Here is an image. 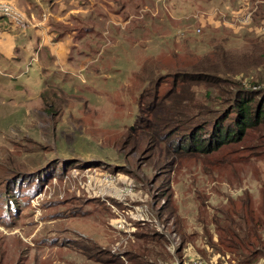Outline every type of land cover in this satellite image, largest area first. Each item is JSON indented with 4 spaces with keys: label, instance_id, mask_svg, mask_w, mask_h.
I'll return each instance as SVG.
<instances>
[{
    "label": "rangeland",
    "instance_id": "rangeland-1",
    "mask_svg": "<svg viewBox=\"0 0 264 264\" xmlns=\"http://www.w3.org/2000/svg\"><path fill=\"white\" fill-rule=\"evenodd\" d=\"M32 1L41 2L27 3ZM0 4L29 25L23 9L8 0ZM242 4L251 7L249 0H144L142 11L149 14L140 11L142 26L127 31L116 22L119 31L103 46V59L90 52L82 66L83 56L73 51L69 70L63 60L43 67L45 61L27 47L32 48L34 34L20 37L18 68L4 57L0 62V264H186L191 259L218 264L212 246L224 245L226 236L218 229L228 228L236 216L247 220L250 205L264 197V153L250 147L256 134L220 153L171 162L158 154L147 159L137 134L133 148L122 147V140L136 126L139 94L151 80L207 62L220 76L246 72L241 62L216 55L264 49V17L241 25L249 14ZM80 7L68 12L78 18L70 26L79 19L108 24L96 23L102 17L92 4ZM33 16L29 20L39 26ZM168 86L160 83L159 94ZM259 88L264 86L252 87ZM52 105L58 112L49 109ZM42 169V177L53 173L43 184L34 176L20 182L18 174ZM16 176L11 197L4 195ZM110 199L125 204L115 206ZM254 212L256 220L261 214ZM174 225L185 243L176 258L181 241ZM150 232L166 238V250L148 240ZM86 246L108 255L93 253L89 259ZM112 258L122 263L109 262Z\"/></svg>",
    "mask_w": 264,
    "mask_h": 264
},
{
    "label": "trees",
    "instance_id": "trees-1",
    "mask_svg": "<svg viewBox=\"0 0 264 264\" xmlns=\"http://www.w3.org/2000/svg\"><path fill=\"white\" fill-rule=\"evenodd\" d=\"M85 1L79 0L78 2L85 6ZM99 1L96 0L94 3L97 9L100 7ZM101 1L111 7L114 14L120 15L117 21L121 24L124 23L127 31L144 24V19L140 18L144 0ZM249 1H251L250 8L241 5V8L250 16L247 22L241 25L249 24L247 26H250L256 17L258 20L264 17V2L262 0ZM144 10L142 12L148 16L149 12ZM98 13L107 19L106 13L99 11ZM0 19L7 20L9 25L19 29L9 19L5 17H0ZM110 27L113 32L119 30L115 24H111ZM17 31L19 32V30ZM77 32L80 36L88 35L85 43L87 50L83 52L86 56L90 55V52L94 56L99 55L101 47L108 42L107 25L105 29H101L94 26L90 19L82 23ZM259 49L251 48L248 50L249 53L246 51L237 56L223 50L220 54H216L220 55L222 61L229 57L233 61L241 62L246 71L244 74L231 73L227 74L228 76H220L217 73V66L207 62V64L194 65L190 70L178 69L151 80L149 86L144 87L139 94L136 126L128 128L129 133L122 140V147L131 145L133 148L137 135H139L145 143L143 155H146L147 159L158 154L160 156L157 158L163 159L165 157L171 162L170 160H177V158H199L220 153L225 148L249 142L251 140L250 134L255 133V138L250 142L253 145L250 147H256L260 149V153H264V140L261 141L264 137V88L252 89L257 85L264 86V49ZM215 53L217 52L215 51ZM99 57L103 59L101 55ZM160 83L169 85L162 94H159L158 91ZM56 107L58 106L52 105V108L49 109L52 112H58L59 108ZM48 168L49 166H46L44 169ZM44 169L35 174H27V176H22L24 173L18 174L21 177L20 182L34 176L37 177L40 185L43 184L50 176H53V173L50 172L51 174L48 176L42 177L41 173ZM61 173L65 172L62 171ZM8 182L6 188L11 184V189L6 190L3 194H8L11 197L10 192L13 187L17 186L18 176L11 178ZM6 199L7 197L3 198L4 202ZM92 201H97V199ZM110 201L115 206H124L116 200L110 199ZM9 204L12 205V201L5 205ZM54 204L47 202L48 206ZM246 204L248 205V202ZM250 206L253 208L247 212L249 216L247 220L243 216H236L235 222L232 219L227 223L228 228L218 229L226 235L223 239L224 242H222L224 245L218 243V245L212 246L213 253L211 254L213 256L220 255L218 264H264V197L262 196L258 202H254ZM255 209L261 214L256 220L253 217ZM107 212L109 213L108 209ZM166 219L167 221L170 220V215ZM166 227H168L167 223L164 225V229ZM172 230L178 236L179 241L184 239L176 229V225L172 227ZM147 234H149L148 240L159 242L165 250L167 249L166 238L159 237L156 233ZM136 236H141V233H136ZM182 243L185 244L181 241L179 249L175 251V258L184 248ZM216 246L218 249H215ZM86 247L88 250L85 254L89 259L95 253L108 255L104 249ZM203 258L206 259L205 257L201 259ZM128 259L137 260L134 255L129 254ZM177 259L181 262L182 255ZM113 261L122 263L115 258L109 262Z\"/></svg>",
    "mask_w": 264,
    "mask_h": 264
},
{
    "label": "crops",
    "instance_id": "crops-1",
    "mask_svg": "<svg viewBox=\"0 0 264 264\" xmlns=\"http://www.w3.org/2000/svg\"><path fill=\"white\" fill-rule=\"evenodd\" d=\"M8 1L14 6L23 9L24 12L22 11L21 13L23 14L25 19H28L29 25L26 26V30L24 31V33L15 27L17 30H19L18 32L14 28V26L12 27L11 25H9L10 23L7 20L6 22L5 20L0 19V62L3 61L2 58L4 57L11 68H16L17 65H15V61L20 59L19 49H15L16 44L18 47V41L20 40V37H24L25 34L29 33L34 34L35 38L32 40L31 37H29V42L30 44L32 43L33 46L31 48V46L27 45V47L30 48L29 50L31 53H37L40 61H45V63H43L44 65H42L43 67L51 66L46 65V63H53L54 65L55 62H61V60H63L66 62L67 69H72L73 51H77L80 55L83 56V59L81 58L79 61V64L83 66V64L86 62V55L83 52L87 50V48H85V43L88 39V35L80 36L79 34H77V30L80 28L82 23L86 22V20L82 21L79 19V25L77 26H70L68 24V22L78 20V18L75 17V14H69L68 12L71 11V8H81L80 6L82 5H80V3L78 2L79 0H59L58 2H55V0H41L39 4L35 3L34 1L30 2L29 4L27 3L28 0ZM95 1L96 0H86V5L83 7L84 9H86L90 4H92L93 6H95V11L97 12L98 16L103 18V15L99 14L98 11L100 13L107 14V19L99 18L96 23H108L107 27L111 24L116 25V22H118L117 20H119L120 15L114 14L112 10H109V7H107V9L101 7L100 3L105 4L101 0L98 3L100 7L99 9H97V6L94 4ZM45 12H47L48 15L44 19L43 13ZM29 14H34L36 21L40 23L39 26L32 25L33 23L29 20L30 17L28 18ZM53 14L58 15L59 17H54ZM41 21H45V24L42 25ZM94 26L96 25L94 24ZM98 27L101 29L106 28V26H100V24H98ZM118 31L113 32L111 27L109 26L107 36H109V38H112L111 33L116 34L118 33ZM44 37H46L45 39L49 40V43L47 45H45L44 43ZM10 40L12 41V43L10 42ZM83 40L84 43L81 44V41ZM102 48L103 47H101L99 51V55L103 54V52H101ZM119 202L121 204H125L124 202Z\"/></svg>",
    "mask_w": 264,
    "mask_h": 264
},
{
    "label": "built area",
    "instance_id": "built-area-1",
    "mask_svg": "<svg viewBox=\"0 0 264 264\" xmlns=\"http://www.w3.org/2000/svg\"><path fill=\"white\" fill-rule=\"evenodd\" d=\"M0 17H5V18L9 19V21L12 22L13 25L17 26L21 30H24L26 28L24 21L15 13V11L9 5L0 4ZM249 17H250L249 14H247L245 16L244 20L247 22ZM105 182L111 183L108 181H105ZM118 223H119V221L117 222V224ZM118 227L121 228L122 225H118ZM186 264H207V263L200 260V259H191L189 262L187 261Z\"/></svg>",
    "mask_w": 264,
    "mask_h": 264
}]
</instances>
